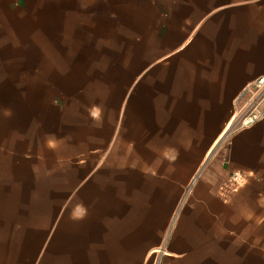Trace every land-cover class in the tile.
<instances>
[{
    "label": "crops",
    "instance_id": "0c3cea01",
    "mask_svg": "<svg viewBox=\"0 0 264 264\" xmlns=\"http://www.w3.org/2000/svg\"><path fill=\"white\" fill-rule=\"evenodd\" d=\"M260 75L264 0H0V264H262Z\"/></svg>",
    "mask_w": 264,
    "mask_h": 264
},
{
    "label": "built area",
    "instance_id": "2783aa9c",
    "mask_svg": "<svg viewBox=\"0 0 264 264\" xmlns=\"http://www.w3.org/2000/svg\"><path fill=\"white\" fill-rule=\"evenodd\" d=\"M234 105L235 107L232 116L238 127L251 125L264 118V75L256 77L245 85L234 101ZM244 179L245 176L241 171H232L230 174V184L228 186V190L230 191L235 189L244 181ZM194 182L195 177H193L185 187L180 200V205L186 201L192 190ZM155 261L156 264H160L162 262L160 254H158Z\"/></svg>",
    "mask_w": 264,
    "mask_h": 264
},
{
    "label": "clouds",
    "instance_id": "9594fccd",
    "mask_svg": "<svg viewBox=\"0 0 264 264\" xmlns=\"http://www.w3.org/2000/svg\"><path fill=\"white\" fill-rule=\"evenodd\" d=\"M89 115L91 119L96 122H100L102 118V108L99 105H93L89 108ZM6 114L10 115V112H6ZM46 145L50 150H56L59 147L58 141L54 136L49 137L46 141ZM150 150L156 151L155 148H151ZM178 150L173 147H165L164 150L160 151L157 155V159L154 161L155 165H160L163 163L164 160H168L169 162H174L178 157ZM88 214V208L83 202L77 203L71 210L70 217L73 220H82ZM262 221H257V223H261Z\"/></svg>",
    "mask_w": 264,
    "mask_h": 264
},
{
    "label": "rangeland",
    "instance_id": "374dc122",
    "mask_svg": "<svg viewBox=\"0 0 264 264\" xmlns=\"http://www.w3.org/2000/svg\"><path fill=\"white\" fill-rule=\"evenodd\" d=\"M236 246H237L236 244H233V246L231 247V259L228 261L229 264H260V262L257 261V263H256L255 261H253L252 259H249V258H247L245 261L244 260L239 261L238 259H234L237 257L236 256L237 254L233 252V250L235 249ZM225 262H227V261L225 260ZM151 263L156 264V261L153 260V261H151ZM262 264H264V261H262Z\"/></svg>",
    "mask_w": 264,
    "mask_h": 264
}]
</instances>
